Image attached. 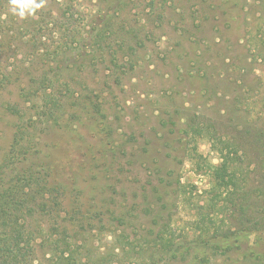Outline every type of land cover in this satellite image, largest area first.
<instances>
[{
    "label": "rangeland",
    "instance_id": "rangeland-1",
    "mask_svg": "<svg viewBox=\"0 0 264 264\" xmlns=\"http://www.w3.org/2000/svg\"><path fill=\"white\" fill-rule=\"evenodd\" d=\"M20 130L35 263L264 264V0H0V166Z\"/></svg>",
    "mask_w": 264,
    "mask_h": 264
},
{
    "label": "trees",
    "instance_id": "trees-1",
    "mask_svg": "<svg viewBox=\"0 0 264 264\" xmlns=\"http://www.w3.org/2000/svg\"><path fill=\"white\" fill-rule=\"evenodd\" d=\"M9 109L18 113L13 106ZM48 117L53 122L60 120L57 112ZM20 131L15 137L9 157L0 166V264H79L77 250L66 247L69 246L68 243L62 244L58 239L49 240L47 244L52 259L48 258L45 263H35L36 257L31 258V253L35 252L32 238L36 231L28 227V219L47 216L56 209L50 208V199L46 197L52 191H47L48 183L44 175L34 167L18 171V163L31 149L28 145L24 148L26 135ZM229 161L230 157L227 155L222 168L217 170V179L226 186L230 183L236 186L238 181L235 180V173L229 172ZM7 171L16 173L7 180L4 176Z\"/></svg>",
    "mask_w": 264,
    "mask_h": 264
},
{
    "label": "clouds",
    "instance_id": "clouds-1",
    "mask_svg": "<svg viewBox=\"0 0 264 264\" xmlns=\"http://www.w3.org/2000/svg\"><path fill=\"white\" fill-rule=\"evenodd\" d=\"M10 11L21 19L35 15L36 11L43 7V0H9Z\"/></svg>",
    "mask_w": 264,
    "mask_h": 264
}]
</instances>
